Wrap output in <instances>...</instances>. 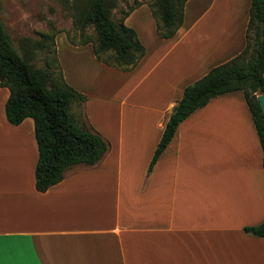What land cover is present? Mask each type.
Returning a JSON list of instances; mask_svg holds the SVG:
<instances>
[{
	"label": "crops",
	"instance_id": "1",
	"mask_svg": "<svg viewBox=\"0 0 264 264\" xmlns=\"http://www.w3.org/2000/svg\"><path fill=\"white\" fill-rule=\"evenodd\" d=\"M251 3L189 0L176 36L153 30L128 72L81 55L87 126L110 150L46 192L34 121L10 124L0 87V264H264V237L245 232L264 223V154L242 92L183 121L149 172L186 87L246 48Z\"/></svg>",
	"mask_w": 264,
	"mask_h": 264
},
{
	"label": "trees",
	"instance_id": "2",
	"mask_svg": "<svg viewBox=\"0 0 264 264\" xmlns=\"http://www.w3.org/2000/svg\"><path fill=\"white\" fill-rule=\"evenodd\" d=\"M189 0H159L162 24L158 36L167 40L176 36L184 24ZM108 0H92L77 19L81 28L90 23L97 31L93 52L97 60L110 67L131 71L146 55L135 29L111 19ZM156 14V13H155ZM247 28V45L241 54L213 68L184 90L169 118L149 172L173 140L179 125L213 98L242 92L252 113L264 154V116L257 97L264 94V0H252ZM109 54L108 60L106 57ZM48 69H39L14 48L0 21V87L10 96L5 112L8 122L18 126L27 118L35 125L39 159L35 170L36 188L46 192L61 183L67 170L101 163L110 150L109 142L97 131L81 124L71 113V105L82 104L87 97ZM61 80V81H60ZM264 166V155H263ZM245 232L264 237V223L246 227Z\"/></svg>",
	"mask_w": 264,
	"mask_h": 264
},
{
	"label": "rangeland",
	"instance_id": "3",
	"mask_svg": "<svg viewBox=\"0 0 264 264\" xmlns=\"http://www.w3.org/2000/svg\"><path fill=\"white\" fill-rule=\"evenodd\" d=\"M108 2L112 21L134 28L145 46H149V33L153 30L158 37L157 27L162 24L157 14L160 13L159 0ZM91 3L92 0H0V21L20 55L39 69L49 68L58 79L64 69L66 83L79 91L75 83L78 75L89 76L88 65L81 57L94 56L97 31L92 23L81 28L77 19L82 10L91 8ZM104 58L108 60L109 54ZM90 79L94 80L95 76ZM71 113L81 124L87 125L83 103L71 105Z\"/></svg>",
	"mask_w": 264,
	"mask_h": 264
},
{
	"label": "water",
	"instance_id": "4",
	"mask_svg": "<svg viewBox=\"0 0 264 264\" xmlns=\"http://www.w3.org/2000/svg\"><path fill=\"white\" fill-rule=\"evenodd\" d=\"M257 100H258V103H259V106H260L261 112H262V114H263V116H264V94L259 95V96L257 97Z\"/></svg>",
	"mask_w": 264,
	"mask_h": 264
}]
</instances>
